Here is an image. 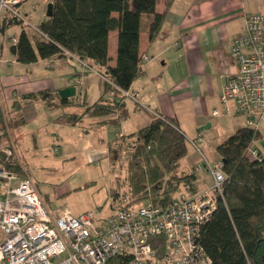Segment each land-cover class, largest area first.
I'll list each match as a JSON object with an SVG mask.
<instances>
[{
    "label": "crops",
    "instance_id": "obj_1",
    "mask_svg": "<svg viewBox=\"0 0 264 264\" xmlns=\"http://www.w3.org/2000/svg\"><path fill=\"white\" fill-rule=\"evenodd\" d=\"M21 1L22 13L32 26L38 27L47 18L46 8L52 0L36 6L28 0ZM155 11L164 15V21L159 34L150 40L146 27L149 17L142 18L138 53L140 57L149 56L150 60L141 66L140 76L128 90L129 96L122 99L126 109L123 119H118L116 111L104 117L84 116L74 125L58 121L64 114H81L85 104H92L102 95L99 75L69 56L20 64L10 44L0 37V72L4 75H0V114L6 127L0 145L12 147L20 173L28 175L23 161L34 160L33 151L47 141L41 137L39 127L26 130L20 127L13 131L12 118L22 111L23 115L14 121L15 125L22 123L24 127L37 116L32 105L48 106L49 103L52 104L49 107L60 106L65 111L72 106L81 107L78 112L53 116L48 132L50 139L55 140L51 143L54 151L57 150L55 153L63 154V158L82 157L90 162L106 159L112 164L109 147L146 127L151 114L174 119L186 139L195 140L200 149L198 152L191 145L192 152H188V156L195 154L188 158L189 173L194 175V181L190 189L185 188L186 192L194 194L211 186L212 178L203 158L209 164L219 160L217 146L246 126L245 117L236 112L233 104H230V114L225 115L220 102L225 79L237 72L236 64L230 59L232 41L244 32L248 13L264 14V0H157ZM20 30L19 26L5 27L0 36L18 35ZM24 30L29 38L34 37L30 29ZM116 52L117 31H111L108 35L110 66L115 65ZM79 77L82 83L75 87V95L64 99L68 103H60L58 92L71 87V80ZM43 91L49 96L31 97ZM110 125L119 128L118 133H113L115 137L111 136ZM258 132L260 138L253 146L264 159V142L261 141L264 116ZM88 141L92 142L86 143ZM85 211L77 210L74 215Z\"/></svg>",
    "mask_w": 264,
    "mask_h": 264
},
{
    "label": "trees",
    "instance_id": "obj_2",
    "mask_svg": "<svg viewBox=\"0 0 264 264\" xmlns=\"http://www.w3.org/2000/svg\"><path fill=\"white\" fill-rule=\"evenodd\" d=\"M157 0H52L51 15L38 29L45 38H29L20 22L8 19L0 28L19 26L18 42L11 47L16 61L31 64L37 60L64 57V51L88 65L109 82L101 80L102 95L92 104H83L81 114H64L58 121L74 125L84 116L104 117L118 112L123 119L126 109L121 91L128 92L141 74L138 40L142 18L148 16V38L160 32L164 15L155 11ZM117 31V52L114 66L109 65L108 35ZM111 93V95H109ZM104 95H107L104 98ZM46 96L39 92L31 97ZM60 103L67 100L57 97ZM60 98V99H59ZM85 103V102H84ZM48 106L52 104L48 103ZM150 123L126 142L109 147L112 164L126 156V181L132 199L118 207H130L151 202L162 206L181 187L191 188L194 175L176 173L186 156L188 140L172 118L151 114ZM5 123L0 114V144L5 135ZM133 138L132 140L130 138ZM258 130L247 126L229 135L216 151L223 163L225 176L222 197H217L216 209L194 238L211 264H264V159L250 160L245 152L252 141L258 140ZM0 167L19 172L10 145H0ZM126 197V196H125ZM116 200V192L113 193ZM158 255L165 251L163 235L150 237ZM124 255L111 257L106 264H130Z\"/></svg>",
    "mask_w": 264,
    "mask_h": 264
},
{
    "label": "built area",
    "instance_id": "obj_3",
    "mask_svg": "<svg viewBox=\"0 0 264 264\" xmlns=\"http://www.w3.org/2000/svg\"><path fill=\"white\" fill-rule=\"evenodd\" d=\"M21 4V0H0V28L6 20L13 19L20 22L23 30L28 28L34 35L45 38L26 19ZM0 37L11 47L18 42V35ZM64 55L76 59L68 51ZM230 59L237 72L223 83L222 111L230 114L233 104L236 112L245 117L246 126L258 130L264 116V14L246 15L244 32L233 38ZM148 60L150 57L143 55L140 64ZM81 83L80 77L71 80L74 87ZM120 93L129 96L128 92ZM261 141L264 142V137ZM188 142L200 152L195 140ZM253 144L254 141L245 155L260 161L262 158ZM203 162L212 178L209 189L180 194L162 206L147 202L116 207L106 217L92 211L74 215L64 209L53 218L28 175L0 167V264H106L116 255L129 256L130 264H211L194 238L211 219L217 197H222L225 176L221 159L209 164L203 158ZM160 235L167 245L162 255L149 242L150 237Z\"/></svg>",
    "mask_w": 264,
    "mask_h": 264
},
{
    "label": "rangeland",
    "instance_id": "obj_4",
    "mask_svg": "<svg viewBox=\"0 0 264 264\" xmlns=\"http://www.w3.org/2000/svg\"><path fill=\"white\" fill-rule=\"evenodd\" d=\"M28 3L36 6L43 3V1L28 0ZM1 74L2 72H0V75ZM32 109L37 113L32 123L24 127L21 125L22 123H17L18 125H15L16 118L18 120V118L23 115L21 111V113H19L21 115L14 117L15 121L14 118H12L14 123L12 129L14 131V129H20V127L23 130L39 127L42 132L41 137L44 138V141H47L38 150L33 151L36 155L34 160L30 162L24 160L23 162L28 176L36 185L44 207L53 218L64 209H68L72 214H75L77 210L83 209L92 211L99 217H106L112 213V204H114V201H116L114 206L118 207L132 200L129 195V186L126 181V156L124 154L121 156L118 163L110 164L106 159L90 162L82 157L67 159L63 158V154L58 155L55 153L54 147L51 144L55 142V140L50 139L51 135H49L48 132L50 128H52L49 121L53 116L60 113L67 111L78 112L81 107L76 105L69 107V110L65 111L60 106L49 107L46 104L37 103L32 105ZM109 130L112 132V137H115L113 133L119 132V128L113 125H110ZM11 134L13 136V133ZM68 137L71 138L70 135H68ZM125 140L129 142L128 139ZM91 142L92 141H88L86 143ZM17 149L19 150V147ZM188 152H192L189 142L186 156L181 160L176 170V173L179 175L190 172L191 166L188 162V158L193 157L195 154L188 156ZM185 188L186 187H181L173 198L180 194L189 195ZM205 190L207 189L198 192H203ZM114 192H116V200L113 199Z\"/></svg>",
    "mask_w": 264,
    "mask_h": 264
},
{
    "label": "water",
    "instance_id": "obj_5",
    "mask_svg": "<svg viewBox=\"0 0 264 264\" xmlns=\"http://www.w3.org/2000/svg\"><path fill=\"white\" fill-rule=\"evenodd\" d=\"M51 11H52V4L49 3L47 5V8H46V16L47 17H49L51 15ZM74 95H75V87L74 86L64 88L63 90H61L60 92H58V96L61 99L73 97Z\"/></svg>",
    "mask_w": 264,
    "mask_h": 264
}]
</instances>
